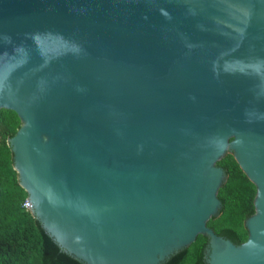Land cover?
Returning a JSON list of instances; mask_svg holds the SVG:
<instances>
[{"label": "water", "instance_id": "water-1", "mask_svg": "<svg viewBox=\"0 0 264 264\" xmlns=\"http://www.w3.org/2000/svg\"><path fill=\"white\" fill-rule=\"evenodd\" d=\"M0 110L29 214L82 264H264V0H0ZM230 154L247 238L217 215Z\"/></svg>", "mask_w": 264, "mask_h": 264}, {"label": "trees", "instance_id": "trees-1", "mask_svg": "<svg viewBox=\"0 0 264 264\" xmlns=\"http://www.w3.org/2000/svg\"><path fill=\"white\" fill-rule=\"evenodd\" d=\"M18 127L19 120L13 112L0 110V264H82L62 252L22 207L26 193L18 186L6 143ZM216 166L222 169L226 179L217 191L220 209L206 225L216 235L239 245L247 238L243 221L253 214L255 188L230 154L222 157ZM205 244V237L199 235L164 264H205Z\"/></svg>", "mask_w": 264, "mask_h": 264}, {"label": "built area", "instance_id": "built-area-1", "mask_svg": "<svg viewBox=\"0 0 264 264\" xmlns=\"http://www.w3.org/2000/svg\"><path fill=\"white\" fill-rule=\"evenodd\" d=\"M22 207L24 210L28 211L30 209V204L29 202L25 199V201L22 204Z\"/></svg>", "mask_w": 264, "mask_h": 264}]
</instances>
